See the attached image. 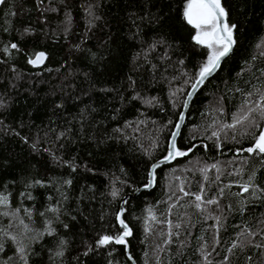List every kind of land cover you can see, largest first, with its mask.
<instances>
[{
    "label": "trees",
    "instance_id": "obj_1",
    "mask_svg": "<svg viewBox=\"0 0 264 264\" xmlns=\"http://www.w3.org/2000/svg\"><path fill=\"white\" fill-rule=\"evenodd\" d=\"M187 3L0 4V264H264V153L247 152L264 130V0H222L234 48L188 108L186 154L125 201L131 259L115 243L212 52Z\"/></svg>",
    "mask_w": 264,
    "mask_h": 264
},
{
    "label": "snow or ice",
    "instance_id": "obj_2",
    "mask_svg": "<svg viewBox=\"0 0 264 264\" xmlns=\"http://www.w3.org/2000/svg\"><path fill=\"white\" fill-rule=\"evenodd\" d=\"M4 3V0H0V4ZM183 16L187 23L198 31L193 36V40L205 47L212 49L211 55L208 57L207 62L203 65L199 72V80L196 81L200 84L204 79L216 70L222 58L227 56L235 44L234 30L236 29L235 24H229L227 17L228 12L222 5V0H188L187 6L184 9ZM12 48H16V44L11 45ZM46 59V55L40 52L31 59L29 63L37 65L42 63ZM264 101V97H261ZM247 119V117H243ZM242 120L238 118L236 123H240ZM229 127H235V124L229 125ZM259 152L264 153V132L256 139L255 147H250L247 149L248 152ZM177 155H185L186 153L177 152ZM244 191H248L247 186L244 187ZM116 193H113L115 195ZM195 199L197 201L202 200L201 195H196ZM213 201H208L212 203ZM0 203L7 204V197L0 196ZM197 207H200L197 204ZM120 224L124 227L125 231L123 235L115 238V243L124 244L125 237L131 234V229L127 227L123 220ZM113 241V237L104 236L99 243L107 244ZM235 247V245H233ZM21 252L23 248L21 247Z\"/></svg>",
    "mask_w": 264,
    "mask_h": 264
},
{
    "label": "water",
    "instance_id": "obj_3",
    "mask_svg": "<svg viewBox=\"0 0 264 264\" xmlns=\"http://www.w3.org/2000/svg\"><path fill=\"white\" fill-rule=\"evenodd\" d=\"M234 48V45L232 46V49L231 51L229 52V54L227 56H225L224 58L221 59L220 63H219V66L216 68V70L214 72H212L210 75H208L204 81L200 84H197L196 81L199 80V76L197 78V80L195 81V83L193 84V86L191 87V89L189 90L187 96H186V99H185V102H184V105H183V108H182V111L179 115V118H178V121L176 123V126L173 130V133L170 137V140H169V154L167 156V158L165 159H162V160H159L157 162H155L152 166H151V169H150V172H149V181H148V184L144 187H141L139 189H137L134 193L132 194H125L122 198V201H121V204H120V210H119V213H118V216H117V221H118V224L124 229V227L120 224V221L123 220V213H124V205H125V201L130 198V197H135L137 196L141 191H150L154 188V171L157 167L159 166H162V165H167V164H170L173 162L174 158H175V153H176V149H175V143H176V140L179 136V133H180V130H181V127L183 125V122H184V119H185V116H186V113L188 111V108L193 100V98L195 97V95L197 94L199 88L201 87V85L203 83H205L207 80L211 79L216 73L217 71L219 70V68L221 67L222 63L225 61V59H227V57L230 55V53L232 52ZM40 52H43V51H40ZM40 52H38L37 54H39ZM45 53V52H43ZM36 54V55H37ZM35 55V56H36ZM46 55V53H45ZM35 56L33 57V59L35 58ZM47 60V55H46V59L40 63V64H37V65H33L32 63H29L32 67L34 68H39L41 66H43L45 64ZM264 132V130H263ZM255 147V146H253ZM248 152V151H247ZM236 154H239L238 151H235ZM242 153V152H240ZM248 153H252V152H248ZM129 228V226H127ZM130 229V228H129ZM125 231V229H124ZM123 235V234H121ZM120 235V236H121ZM132 235V231H131V234L129 236H126L124 239H125V243L124 244H118V245H121V246H125V250H126V254L128 256V258L131 259L130 257V254H129V248H128V243H127V240L131 237Z\"/></svg>",
    "mask_w": 264,
    "mask_h": 264
}]
</instances>
